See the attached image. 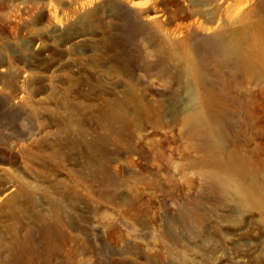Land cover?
Here are the masks:
<instances>
[{"label": "rangeland", "instance_id": "1", "mask_svg": "<svg viewBox=\"0 0 264 264\" xmlns=\"http://www.w3.org/2000/svg\"><path fill=\"white\" fill-rule=\"evenodd\" d=\"M263 9L0 0V264H264V207L234 185L264 180V76L205 58L220 148L190 125L197 96L181 76L183 55L220 29L252 30ZM53 223L56 249L12 261L15 233Z\"/></svg>", "mask_w": 264, "mask_h": 264}, {"label": "bare ground", "instance_id": "2", "mask_svg": "<svg viewBox=\"0 0 264 264\" xmlns=\"http://www.w3.org/2000/svg\"><path fill=\"white\" fill-rule=\"evenodd\" d=\"M202 5L207 6L206 3ZM233 11V6L229 4L222 13L232 20ZM205 14L210 12L205 10ZM139 29H141L139 23L127 22L128 33H134ZM204 43V53L200 57L195 56V52L183 55L185 68L181 76L184 78V87L193 97L197 96V99L193 98L196 107L194 106L195 109L189 118L190 125L204 128L203 137L207 147L220 148L226 139V131L221 119L210 112L215 99L210 95V86L206 84L205 58L213 60L217 66L231 67L237 72L261 71L259 76H264V20L255 22L252 30L220 29ZM201 90L202 93H200ZM122 104V100L113 102L105 115V120L107 119L110 123L121 121L123 119L120 111ZM209 122H211L210 125H208ZM234 185L241 204L260 209L264 207V180L259 182L253 179L249 184L235 183ZM20 235L19 232L15 233V242L12 247L15 252L12 258L14 262L25 260L27 255L30 256L28 258L38 259L39 249H56L57 242L59 243L62 237L58 223H53L52 227L42 224L38 237L33 229H28L22 237Z\"/></svg>", "mask_w": 264, "mask_h": 264}]
</instances>
